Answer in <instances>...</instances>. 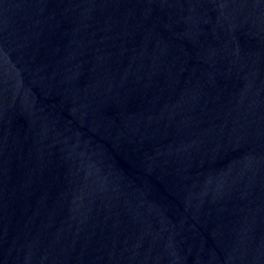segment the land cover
<instances>
[{
	"label": "water",
	"instance_id": "water-1",
	"mask_svg": "<svg viewBox=\"0 0 264 264\" xmlns=\"http://www.w3.org/2000/svg\"><path fill=\"white\" fill-rule=\"evenodd\" d=\"M0 264H264V0H0Z\"/></svg>",
	"mask_w": 264,
	"mask_h": 264
}]
</instances>
